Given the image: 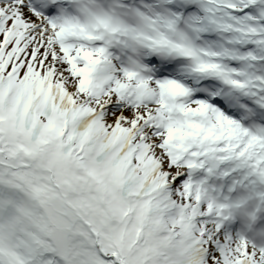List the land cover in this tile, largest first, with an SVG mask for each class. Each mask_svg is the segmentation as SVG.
Segmentation results:
<instances>
[{"label": "snow or ice", "instance_id": "snow-or-ice-1", "mask_svg": "<svg viewBox=\"0 0 264 264\" xmlns=\"http://www.w3.org/2000/svg\"><path fill=\"white\" fill-rule=\"evenodd\" d=\"M264 0H0V264H264Z\"/></svg>", "mask_w": 264, "mask_h": 264}]
</instances>
